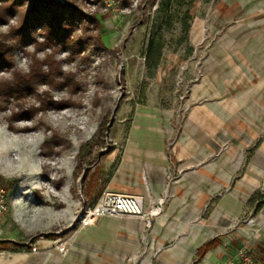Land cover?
I'll return each mask as SVG.
<instances>
[{
    "label": "rangeland",
    "instance_id": "1",
    "mask_svg": "<svg viewBox=\"0 0 264 264\" xmlns=\"http://www.w3.org/2000/svg\"><path fill=\"white\" fill-rule=\"evenodd\" d=\"M54 1L70 4L79 16L68 28L67 39L51 40L56 43L55 50L52 44H40L45 35L38 25L30 31L31 37H19L16 29L30 0H23L13 12H6L0 1V52L9 44L11 49L0 59V88L5 80L33 76L30 70L35 59L53 55L62 70L54 76V85L33 81V89L25 95L5 101L0 98V106H4L0 108V188L7 194V217L10 204L16 201L22 208L19 222L29 220L27 229L49 226L43 234L25 233L14 240L23 244H5L6 249L0 250L4 258L15 248L35 247L31 244L41 235L48 240L59 237L48 248L65 254L75 229L92 237L99 221L102 231L95 237L104 247L112 243L118 223L130 225L114 218L141 219L119 214L101 216L91 225L79 226L78 220L74 221L81 209L93 207L105 193H123L114 188L112 180L130 138L145 137L140 126L149 124L148 130L153 131L162 108L180 105L185 98L180 96L187 94L185 76L192 72L196 76L197 68L201 69L199 61L190 60L195 51L187 38L192 12L225 4L223 0ZM261 1L252 2L257 12L264 8ZM41 68L47 71L45 61ZM50 97L65 104L45 112L42 108L50 106ZM21 108L29 114L15 126L27 130L13 132L8 129L7 117ZM262 187L264 178L258 190L264 194ZM152 208L153 202L145 211ZM145 227L151 228L152 220ZM123 242L135 255L153 249L152 239L147 242L127 236ZM60 245L65 252L58 249Z\"/></svg>",
    "mask_w": 264,
    "mask_h": 264
},
{
    "label": "crops",
    "instance_id": "2",
    "mask_svg": "<svg viewBox=\"0 0 264 264\" xmlns=\"http://www.w3.org/2000/svg\"><path fill=\"white\" fill-rule=\"evenodd\" d=\"M223 1L192 12L190 60L200 62L201 75L185 76L182 103L162 108L153 131L140 126L145 137L130 138L116 167L114 188L139 196L144 210L165 199L152 227L122 215L114 219L130 225L119 220L104 247L95 237L99 221L92 237L75 229L65 254L48 248L59 237L41 235L31 244L39 247L34 252L15 248L0 264H231L241 246L264 264V204L255 210L253 200L264 178V8L257 12L254 0ZM21 210L14 201L9 217L0 215V241L23 244L14 240L49 229H27ZM248 218L255 224H246ZM127 236L152 239L153 249L135 255L123 242ZM212 240L216 244L197 258L198 248Z\"/></svg>",
    "mask_w": 264,
    "mask_h": 264
},
{
    "label": "trees",
    "instance_id": "3",
    "mask_svg": "<svg viewBox=\"0 0 264 264\" xmlns=\"http://www.w3.org/2000/svg\"><path fill=\"white\" fill-rule=\"evenodd\" d=\"M1 3L5 4V10L8 11H16L19 8L23 0H0ZM2 16L0 12V17ZM78 11L68 3L58 2L54 0H30V5L28 9L25 11L22 21L17 26L16 29L18 31L19 37L22 39H27L29 36L31 37V30L34 26L38 25L39 28H42V33L45 35L44 42L40 43L52 44L54 50L56 49L55 42L53 40L61 41L67 39V30L69 27L75 25V20H77ZM52 40V41H51ZM5 51L0 52V59H5V54L10 53V44L6 46ZM47 67V71L42 70V65L44 64ZM59 60L55 59L53 55H49L47 59L43 60H33V66H31V72L33 71V76H20L17 80L10 79L3 81L2 87L0 88V98L5 101L8 97H14L17 94H26V91L29 89H33L30 82H44L47 85H54V76L57 74H61L62 70L59 67ZM35 66V67H34ZM2 83V82H1ZM48 105L43 107L42 109L46 112L49 108L58 109L60 105L65 104L62 100L53 102L51 97L48 99ZM4 106H0L3 108ZM29 113L21 108L17 112H11L7 117L8 119V129L11 131H18L15 126L16 121L19 118H25ZM27 130V128H24ZM253 200L256 201L255 210H259L264 204V194L257 191L253 195ZM10 243L9 241H0V250L6 249L4 247L5 244ZM216 244V240H212L203 244L198 248L196 256L197 258H201L204 253L212 246Z\"/></svg>",
    "mask_w": 264,
    "mask_h": 264
},
{
    "label": "built area",
    "instance_id": "4",
    "mask_svg": "<svg viewBox=\"0 0 264 264\" xmlns=\"http://www.w3.org/2000/svg\"><path fill=\"white\" fill-rule=\"evenodd\" d=\"M196 76L201 75V69L197 68ZM179 83H183V79H180ZM188 87L185 91V94ZM185 95H181L183 99ZM264 189V187H262ZM163 199L160 198L157 201L156 207L145 211L143 208V201L139 196L123 193L107 192L102 198L93 206L88 207L84 212L81 209L76 216L75 220H78L79 226L91 225L101 216H116L119 214L137 216L145 221L146 226H150L151 218L154 217L159 211L160 206L163 204ZM7 194L6 191L0 188V215L7 211ZM251 218L246 220L248 225L252 224ZM60 251L65 252V247L60 245L58 247ZM31 251H35V247L31 248ZM233 264H256L253 256L247 250L246 247L241 246L237 248L234 257L231 259Z\"/></svg>",
    "mask_w": 264,
    "mask_h": 264
},
{
    "label": "bare ground",
    "instance_id": "5",
    "mask_svg": "<svg viewBox=\"0 0 264 264\" xmlns=\"http://www.w3.org/2000/svg\"><path fill=\"white\" fill-rule=\"evenodd\" d=\"M24 128H26V127H24V126H23V128L17 127L18 131H13V132L25 131Z\"/></svg>",
    "mask_w": 264,
    "mask_h": 264
}]
</instances>
